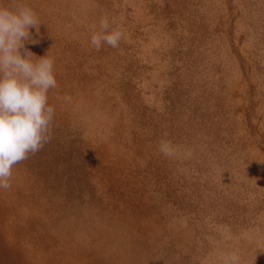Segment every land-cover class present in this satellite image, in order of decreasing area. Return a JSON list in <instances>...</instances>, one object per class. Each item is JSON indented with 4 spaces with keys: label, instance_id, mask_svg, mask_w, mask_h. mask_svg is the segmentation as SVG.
Wrapping results in <instances>:
<instances>
[{
    "label": "rangeland",
    "instance_id": "rangeland-1",
    "mask_svg": "<svg viewBox=\"0 0 264 264\" xmlns=\"http://www.w3.org/2000/svg\"><path fill=\"white\" fill-rule=\"evenodd\" d=\"M21 2L54 134L0 189V264H264V0Z\"/></svg>",
    "mask_w": 264,
    "mask_h": 264
},
{
    "label": "clouds",
    "instance_id": "clouds-1",
    "mask_svg": "<svg viewBox=\"0 0 264 264\" xmlns=\"http://www.w3.org/2000/svg\"><path fill=\"white\" fill-rule=\"evenodd\" d=\"M41 22L35 10L13 0L0 3V189L8 190L16 165L35 155L53 139L55 109L48 103V92L57 87L54 58L37 57L25 47ZM115 17H102L90 45L99 51L102 44L117 48L124 37ZM23 50V54L21 52ZM33 57H37L33 59ZM68 100V97H65ZM167 153V145L161 146ZM222 264H241L235 252L225 253Z\"/></svg>",
    "mask_w": 264,
    "mask_h": 264
}]
</instances>
